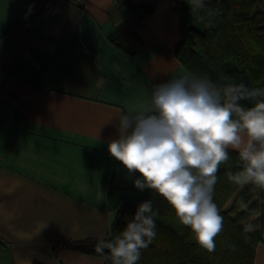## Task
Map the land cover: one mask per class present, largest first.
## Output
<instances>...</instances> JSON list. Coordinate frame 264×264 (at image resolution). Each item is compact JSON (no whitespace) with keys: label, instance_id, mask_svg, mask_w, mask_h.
<instances>
[{"label":"crops","instance_id":"crops-1","mask_svg":"<svg viewBox=\"0 0 264 264\" xmlns=\"http://www.w3.org/2000/svg\"><path fill=\"white\" fill-rule=\"evenodd\" d=\"M126 1L151 12L137 19L116 0H0V264H104L48 240L109 234V185L135 176L121 165L111 177L118 129L106 121L190 72L174 54L179 2ZM128 25L122 49L113 40ZM30 49L52 57L38 87L4 73L17 58L35 68ZM253 264H264V241Z\"/></svg>","mask_w":264,"mask_h":264},{"label":"clouds","instance_id":"clouds-1","mask_svg":"<svg viewBox=\"0 0 264 264\" xmlns=\"http://www.w3.org/2000/svg\"><path fill=\"white\" fill-rule=\"evenodd\" d=\"M194 4L205 7L204 0ZM113 120L118 135L108 142L110 155L130 176L139 173L135 187L162 196L210 253L223 230L213 193L229 150L238 153L241 167L227 172V179L264 190V88H249L243 82L220 86L185 72L156 85L146 104L116 113L106 122ZM155 215L151 199L140 202L120 234L101 239L95 251L112 264H138L141 250L156 237Z\"/></svg>","mask_w":264,"mask_h":264},{"label":"trees","instance_id":"trees-1","mask_svg":"<svg viewBox=\"0 0 264 264\" xmlns=\"http://www.w3.org/2000/svg\"><path fill=\"white\" fill-rule=\"evenodd\" d=\"M177 2L181 24L180 40L174 54L191 73L207 77L220 86L243 82L249 88H264V0H204L205 7L198 8V13H195L192 0ZM118 8L120 12H130L141 19L151 12L152 6L118 0ZM126 28L121 29L120 41L113 40L122 49H125L123 36L130 31L129 25ZM29 53L37 62L35 68L17 58L4 73L38 87L52 66V57L35 49H30ZM241 103L251 106L248 101ZM121 165L114 159L111 177ZM240 167L238 153L229 150V160L219 168L213 193V200L223 217V230L215 238L214 252H208L197 243L194 233L181 224L162 196L148 189L140 191L134 183L128 188H117L110 183L108 208L117 213L109 234L102 239L119 235L133 218L137 205L151 199L156 213V237L141 250L138 264H253L257 245L264 241V190L251 184L239 186L230 182L226 173L239 171ZM249 226L250 231L246 230ZM100 240L48 241L55 249L68 247L98 254L95 248ZM105 253H108L107 249ZM103 257L104 264H112Z\"/></svg>","mask_w":264,"mask_h":264},{"label":"built area","instance_id":"built-area-1","mask_svg":"<svg viewBox=\"0 0 264 264\" xmlns=\"http://www.w3.org/2000/svg\"><path fill=\"white\" fill-rule=\"evenodd\" d=\"M116 1H118V0H116ZM1 132H2V121L0 119V137H1Z\"/></svg>","mask_w":264,"mask_h":264},{"label":"rangeland","instance_id":"rangeland-1","mask_svg":"<svg viewBox=\"0 0 264 264\" xmlns=\"http://www.w3.org/2000/svg\"><path fill=\"white\" fill-rule=\"evenodd\" d=\"M192 2H194V0H192ZM194 8H195V13H198V7H196V5L194 4ZM203 25V24H202Z\"/></svg>","mask_w":264,"mask_h":264}]
</instances>
